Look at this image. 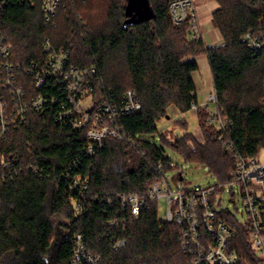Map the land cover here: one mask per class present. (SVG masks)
<instances>
[{"label": "trees", "instance_id": "1", "mask_svg": "<svg viewBox=\"0 0 264 264\" xmlns=\"http://www.w3.org/2000/svg\"><path fill=\"white\" fill-rule=\"evenodd\" d=\"M0 1V32L12 44L14 62L26 68L43 61L48 40L69 51L71 65L95 69V88L104 98L116 100L134 90L142 107L120 120L139 149L108 139L89 155L85 132L61 127L55 107L30 113L0 141V264H48L56 225L66 231L55 242L57 264H69L75 233L101 255V264H189L192 256L181 247L180 227L158 218L154 200H146L137 217L127 218V244L113 250L111 238L121 235L111 225L118 195L143 193L160 178L157 165L168 158L152 141L156 135L186 163L207 168L216 182L230 179L233 156L206 122L205 108L196 111L195 134L168 136L157 128L170 108L183 114L197 104L193 74L199 56L207 58L214 109L226 121L225 140L244 157L258 156L264 148V51L251 52L241 37L257 25L261 8L244 0H212L211 22L222 42L208 46L202 37L188 40L190 16L181 24L172 21L174 0H147L154 13L148 21H130L129 0H62L48 24L42 0ZM175 123L186 128L184 119ZM1 159L9 166L1 168ZM74 175L89 179L83 195L70 188ZM219 216L238 231L230 247L240 264H258L236 218L229 211Z\"/></svg>", "mask_w": 264, "mask_h": 264}, {"label": "built area", "instance_id": "2", "mask_svg": "<svg viewBox=\"0 0 264 264\" xmlns=\"http://www.w3.org/2000/svg\"><path fill=\"white\" fill-rule=\"evenodd\" d=\"M61 1L42 0L41 11L46 24L52 22ZM244 1L261 9L257 25L243 34L241 42L251 52L260 53L264 51V0ZM169 11L175 24L191 17L188 40L201 37L193 0H174ZM42 52L45 56L43 61L33 62L24 68L12 60V44L0 32V141L21 127L30 113L41 114L46 107H55V120L61 127L85 132V152L89 155L103 148L108 139L140 148L136 138L130 136L120 122L123 116L141 111V103L134 90H126L116 100L104 98L95 88L94 68L79 69L71 65L69 51L64 47L55 48L48 40L43 43ZM215 100L211 91L205 102L193 103L191 110L205 108L206 122L214 126L218 139L232 154L234 167L229 172L230 179L204 188L171 187V180L178 177L183 180L181 167L178 171L179 166L169 158L160 161L157 165L160 178L153 180L143 193L118 195L120 206L111 225L120 228L121 235L111 238L113 250L122 249L127 244L124 236L127 218L137 217L146 200H154L157 208L160 201L165 204L163 220L180 227L181 247L192 256L189 264H240V256L230 247L238 231L219 216L221 211H228L220 204V193L230 190L233 195L237 190L241 211L246 216L244 223H237L244 229L258 264H264V163H260L257 157L240 155L232 143L225 140L226 121L216 109H209V104ZM1 160V168L9 166L10 163ZM28 168L35 169L31 164ZM88 183V177L74 175L70 188L83 195ZM101 260L100 254L86 246L82 234H73L69 264H101Z\"/></svg>", "mask_w": 264, "mask_h": 264}, {"label": "rangeland", "instance_id": "3", "mask_svg": "<svg viewBox=\"0 0 264 264\" xmlns=\"http://www.w3.org/2000/svg\"><path fill=\"white\" fill-rule=\"evenodd\" d=\"M196 7L202 4H210L214 5L215 2L212 0H193ZM216 5V4H215ZM212 24V22H211ZM213 26V25H212ZM214 28V26H213ZM189 59V58H188ZM195 61L199 64V69L193 74L194 82L196 84V94H197V103L201 104L205 102L212 91V76L206 62L205 58H195ZM215 103L212 102L209 104V109H214ZM169 118L160 120L157 123V128L159 132L166 133L168 136H180L181 134L188 132L195 134L198 132V120L196 116V111L190 110L186 113H178L173 112L169 109ZM178 119H184L186 122V128H182L177 123H175ZM199 135V134H198ZM152 141L158 146L163 147L162 152L163 155L170 160H172L175 164H177L178 171L179 168L182 170L183 180L180 181L178 179L171 180V187H189V188H204L209 185H213L216 183L215 178L209 173L208 169L195 165L192 163H186L178 154H176L171 149L163 146L158 140L157 135L152 138ZM260 163H264V148L258 152L257 156ZM173 174L172 172L170 173ZM220 204L223 209L228 210L239 223H244L246 216L242 213L241 199L237 192L234 191L232 195L230 190L223 191L220 193ZM165 214V204L163 201L159 202L158 206V218L163 219ZM55 238L51 243L50 249H54V245L57 237L64 236L66 231L59 225H56ZM60 231V232H58ZM54 264H57L56 262Z\"/></svg>", "mask_w": 264, "mask_h": 264}, {"label": "crops", "instance_id": "4", "mask_svg": "<svg viewBox=\"0 0 264 264\" xmlns=\"http://www.w3.org/2000/svg\"><path fill=\"white\" fill-rule=\"evenodd\" d=\"M215 8H216L215 4L210 5L207 3L196 7L201 37L203 38V40L205 41V43L208 46H216V45L221 44V42H222V38H221L219 31L217 29L213 28V26L211 24V13L213 12V10ZM199 57L205 58L206 62H207L206 56H199ZM199 57H196V58H199ZM198 66H199V64H198ZM193 80H194V78H193ZM170 110H172L173 112H176L173 108H170Z\"/></svg>", "mask_w": 264, "mask_h": 264}, {"label": "water", "instance_id": "5", "mask_svg": "<svg viewBox=\"0 0 264 264\" xmlns=\"http://www.w3.org/2000/svg\"><path fill=\"white\" fill-rule=\"evenodd\" d=\"M127 12L131 16L130 21H148L154 17L147 0H129ZM167 117L169 118V116Z\"/></svg>", "mask_w": 264, "mask_h": 264}, {"label": "flooded vegetation", "instance_id": "6", "mask_svg": "<svg viewBox=\"0 0 264 264\" xmlns=\"http://www.w3.org/2000/svg\"><path fill=\"white\" fill-rule=\"evenodd\" d=\"M56 249H57V245L55 244L54 245V249H51L49 251V253L46 255V259H47L48 264H54L56 262L55 261L56 257H55V254H54Z\"/></svg>", "mask_w": 264, "mask_h": 264}, {"label": "bare ground", "instance_id": "7", "mask_svg": "<svg viewBox=\"0 0 264 264\" xmlns=\"http://www.w3.org/2000/svg\"><path fill=\"white\" fill-rule=\"evenodd\" d=\"M198 15V14H197ZM205 35V34H204ZM207 37V36H206ZM203 39V38H202Z\"/></svg>", "mask_w": 264, "mask_h": 264}]
</instances>
